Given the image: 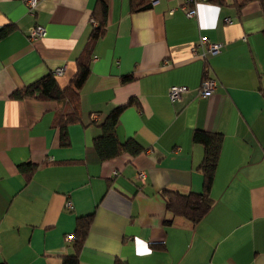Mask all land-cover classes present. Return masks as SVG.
<instances>
[{
	"label": "crops",
	"instance_id": "obj_1",
	"mask_svg": "<svg viewBox=\"0 0 264 264\" xmlns=\"http://www.w3.org/2000/svg\"><path fill=\"white\" fill-rule=\"evenodd\" d=\"M105 1L80 121L63 144L55 121L69 111L65 101L11 93L56 68L58 86L68 85L92 14L100 19L97 0H37L32 13L23 0H0V28L13 26L0 38V264H62L74 252L66 236L88 215L78 264H264V0H137L149 5L141 10ZM34 24L45 33L31 39ZM200 38L220 52L194 53ZM204 75L217 81L206 98ZM173 85L187 90L170 100ZM129 99L116 135L140 152L100 160L98 124ZM196 129L221 134L222 146L212 207L193 223L168 211L161 192L202 190Z\"/></svg>",
	"mask_w": 264,
	"mask_h": 264
},
{
	"label": "trees",
	"instance_id": "obj_2",
	"mask_svg": "<svg viewBox=\"0 0 264 264\" xmlns=\"http://www.w3.org/2000/svg\"><path fill=\"white\" fill-rule=\"evenodd\" d=\"M217 3H223L224 0H208ZM134 10L146 9L148 4H137V0H130ZM136 4V5H134ZM98 13L100 19L96 22L97 17L92 14L93 25L90 37L83 50L76 59L75 73L68 85L64 88L58 86L55 76L49 72L42 77L36 79L32 83L18 88L11 93L14 98H24L28 96H36L41 100L65 101L68 105V112L60 113L55 121L56 126L61 130V139L63 144L66 143V127L72 123L80 121L79 112V89L85 82L90 71V54L91 48L96 39L103 34L106 15L107 3L105 0H97ZM13 26L7 25L0 28V38L10 33ZM135 103L133 99H129L123 105L115 107L102 122L98 124L100 135L93 139V147L100 160H107L116 157L122 152H129L132 155L140 152V147L132 139L120 142L116 135V127L121 111L126 107ZM194 143H198L203 147V157L199 163L197 170L202 174L203 184L200 192H189L181 194L177 191L162 190L161 194L165 201L166 209L174 216H183L193 223H197L211 209L213 198L211 197L212 183L220 155L222 146V135L219 133H210L201 129H196L193 134ZM29 163L23 164L22 168H28ZM35 166H31L27 173L32 174ZM92 215L78 217L76 219L73 236V250L70 255L62 258V264H78V254L83 246L84 238L91 223ZM114 264H127L126 262L115 259Z\"/></svg>",
	"mask_w": 264,
	"mask_h": 264
},
{
	"label": "built area",
	"instance_id": "obj_3",
	"mask_svg": "<svg viewBox=\"0 0 264 264\" xmlns=\"http://www.w3.org/2000/svg\"><path fill=\"white\" fill-rule=\"evenodd\" d=\"M159 0H150L149 3L151 5H154L158 2ZM23 2L26 4L28 11L32 13L38 2L37 0H23ZM193 10L189 11L188 14L192 15ZM92 24L95 25V22L92 20ZM45 33V28L41 24H34L28 33L29 38H37L40 36H43ZM206 45V50L202 51L203 57L206 56V54L209 55H214L220 52V45L218 43L214 42H208L205 38H200V40L195 44V46L192 47V51L195 53L197 50V46L204 47ZM62 73V68H56L55 70L52 71V74L54 76L60 75ZM217 87V81L214 78H211L209 76H203L199 88H198V94L200 97L206 98L210 96L216 89ZM187 90V87L184 85H173L170 87L169 92H168V98L170 100L176 99L179 97V95ZM91 117L93 119L96 118V114H92ZM145 177L144 172H139L138 173V178L143 180ZM66 240H73L72 235H67Z\"/></svg>",
	"mask_w": 264,
	"mask_h": 264
},
{
	"label": "clouds",
	"instance_id": "obj_4",
	"mask_svg": "<svg viewBox=\"0 0 264 264\" xmlns=\"http://www.w3.org/2000/svg\"><path fill=\"white\" fill-rule=\"evenodd\" d=\"M144 247L147 249L146 251H144V253H150V249H148L146 245Z\"/></svg>",
	"mask_w": 264,
	"mask_h": 264
},
{
	"label": "snow or ice",
	"instance_id": "obj_5",
	"mask_svg": "<svg viewBox=\"0 0 264 264\" xmlns=\"http://www.w3.org/2000/svg\"><path fill=\"white\" fill-rule=\"evenodd\" d=\"M142 252H144V251H146L147 249L143 246V245H141V249H140Z\"/></svg>",
	"mask_w": 264,
	"mask_h": 264
}]
</instances>
